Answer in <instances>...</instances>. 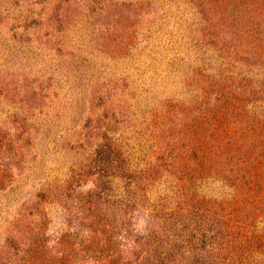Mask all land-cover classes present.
<instances>
[{
    "label": "rangeland",
    "instance_id": "374dc122",
    "mask_svg": "<svg viewBox=\"0 0 264 264\" xmlns=\"http://www.w3.org/2000/svg\"><path fill=\"white\" fill-rule=\"evenodd\" d=\"M0 174V264L175 223L222 264L231 219L264 264V0H0Z\"/></svg>",
    "mask_w": 264,
    "mask_h": 264
},
{
    "label": "trees",
    "instance_id": "16d2710c",
    "mask_svg": "<svg viewBox=\"0 0 264 264\" xmlns=\"http://www.w3.org/2000/svg\"><path fill=\"white\" fill-rule=\"evenodd\" d=\"M2 179L0 174V182ZM90 210L98 214L102 210V207L94 205ZM174 214L176 215V213H170L171 216L168 215L167 219L171 220ZM105 218L106 217L101 218L96 223L102 224L105 230L113 233L120 225L115 222L112 223V220ZM236 222H238L236 219H231V221L227 222L225 228L226 232L222 233L223 243L218 253L222 264H260L261 261H259L248 248L250 247L249 243L252 242V237L247 233L243 234L237 231L240 226H238ZM176 224L177 223L165 228L166 231L162 237H156V235H153L151 232H148L146 236L144 234L137 236L131 248H129L131 250H128V253L131 251V253H129L130 256L123 254L122 257L115 255V250L111 251L109 248H106L104 244H101L102 240H98L97 238V230L91 231L90 234L80 239L79 250L74 253V256L79 253L80 256H76L74 262L80 264V260H87L94 264H161V259H167V261H164L162 264H177V262H181V258L184 264L187 257H185V254L180 250V247L181 249L188 248L187 250L193 251L204 250L209 245L213 251L217 249L216 245L221 244L219 241L216 243L212 242L211 240L214 239L213 236L207 235L206 233H202V237L199 239V241H201V247L198 246V236L194 233L192 236L195 240L183 239V236L181 238V235L175 232L169 234V231L177 226ZM121 228L125 229L122 225ZM194 230L193 228L192 232ZM125 231L127 230L125 229ZM75 235L78 236L79 233L62 234V237L58 239L56 244L62 245L63 251H69V240ZM185 241L187 242L186 245L183 243ZM162 250L164 251L163 254L166 255L164 258L161 255L162 253L160 254Z\"/></svg>",
    "mask_w": 264,
    "mask_h": 264
}]
</instances>
